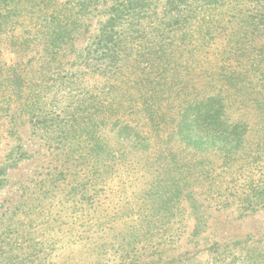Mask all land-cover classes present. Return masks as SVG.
<instances>
[{
	"label": "trees",
	"instance_id": "1",
	"mask_svg": "<svg viewBox=\"0 0 264 264\" xmlns=\"http://www.w3.org/2000/svg\"><path fill=\"white\" fill-rule=\"evenodd\" d=\"M40 5L46 9L44 30L15 44L18 53L32 56L0 66V116L10 117V105L17 104L37 130L60 131L55 150H65L64 180L77 190L82 211L93 206L97 186H106L134 157L145 180L139 192L143 208L130 212L126 206L120 215L134 224L122 231L117 248L110 244L113 264H175V258L163 259V247L175 242L190 219L192 234L200 236L206 208L235 209L237 218L264 208V0H40ZM34 6V0H0V34ZM89 10L101 19L77 51L74 42L87 26ZM72 54L74 60L66 61ZM86 78L93 79L92 87ZM20 149L0 166V192L7 172L24 157ZM73 169L76 181L70 180ZM49 175L55 182L61 176L57 168ZM39 188L26 194L18 211L29 217L43 211L42 202L33 203ZM10 209L0 214V224ZM91 213L95 210L83 214ZM40 226L49 230L48 223L30 220L33 233L12 226L0 231V243L9 246L0 251L9 255L6 263L13 258L11 236L34 241V254L42 252L38 246L44 241L45 253L57 256L61 245L36 232ZM85 229V237L74 228L67 233L82 242L92 234ZM144 243L155 247L156 261L139 253ZM255 243L214 242L204 264H264V242Z\"/></svg>",
	"mask_w": 264,
	"mask_h": 264
},
{
	"label": "rangeland",
	"instance_id": "2",
	"mask_svg": "<svg viewBox=\"0 0 264 264\" xmlns=\"http://www.w3.org/2000/svg\"><path fill=\"white\" fill-rule=\"evenodd\" d=\"M35 8L30 13L17 18V23L12 29L0 34V66L10 65L18 60H26L32 56L18 53L15 44L21 43L20 40L30 42L31 38L37 33L40 34L44 30L42 21L46 9L41 7L40 0H34ZM89 18L87 26L82 30V35L74 42L75 48L79 51L90 40L98 27L101 17L96 14V10H89ZM43 16V17H42ZM33 41H31V44ZM76 54V53H73ZM73 54L66 57V61L74 60ZM75 56V55H74ZM72 68H76L73 64ZM74 69H71L74 71ZM79 74L78 71L75 72ZM85 83L92 87L93 79L86 78ZM10 117L0 116V166L6 162V157L10 153L20 149L24 153V157L17 161L14 168L7 172L6 188L0 192V214L10 209L6 220L0 224V231L7 230L12 226L20 231H33L28 227L30 220L34 223H48L47 230H42L41 226L37 231H43L44 235L57 240L58 249L57 256L51 258L45 253L47 249L44 247V241L38 246L41 253L34 254L32 248L34 241H23V239H13L12 244V260L6 263L4 260L9 255L0 256V264H41L40 259L46 258V264H113L114 255L110 244L117 248L118 242L121 240L122 231L131 230L133 222L131 219L125 220L124 216H120L128 206V210L135 212L142 209L143 205L139 195L140 190L144 187L143 171L136 168L134 157L133 162L126 163L121 170L116 171L119 175L107 182V185L97 186V197L92 203V207L85 210L93 211L86 217L82 211L81 198L76 195L73 188H67V181L64 180L65 163L64 148L55 150L57 142H60V131L54 130L49 134L37 130L29 122V117L17 104L10 105V111L7 112ZM62 150V151H61ZM59 169L60 179H50V172ZM63 168V169H62ZM77 170V168H75ZM73 169L71 181H76V171ZM68 173V172H67ZM42 192L34 196L33 203L40 201L45 207L42 212L35 215L38 209L34 210L30 217L27 212L18 211L21 202L28 199L31 192H38L40 187ZM72 186V185H70ZM73 187L76 186L73 184ZM66 194V195H65ZM51 202V203H50ZM53 204V206H50ZM88 206H91L89 204ZM49 207L52 209L49 211ZM205 214L200 219L203 231L200 236L192 234L195 224L193 219L187 221L184 232L178 236L173 244L163 247L165 252L163 259L171 260L175 258V264H204L208 259V249L214 242L228 243L233 240H248V244L252 242H264V208L250 214L244 218H237L235 209L217 211L214 208H206ZM60 213L54 215L55 211ZM56 219L55 223L53 220ZM73 223V224H72ZM69 225H73L69 226ZM85 225V227H83ZM74 233L80 234L82 230H90L92 234L80 242L76 237L68 234L72 229ZM1 231V232H2ZM22 237V234L19 235ZM35 236V235H34ZM81 236H87V233H81ZM62 239V244L60 243ZM10 240V239H9ZM37 240V239H36ZM132 238L130 241H134ZM256 244V243H255ZM145 245V243H144ZM143 246V245H142ZM153 246V245H152ZM148 245L139 250L144 254L142 257L149 256L146 260L156 261L155 255L151 254L153 250ZM158 246V245H157ZM7 247H9L7 245ZM4 244L0 243V251L7 250ZM35 247V246H34ZM137 247H141L139 244ZM136 247V248H137ZM5 248V249H4ZM135 251L131 252L129 259L134 256ZM126 255V254H124Z\"/></svg>",
	"mask_w": 264,
	"mask_h": 264
}]
</instances>
